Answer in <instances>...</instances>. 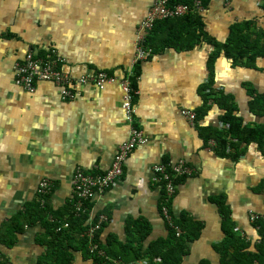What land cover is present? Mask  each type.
Segmentation results:
<instances>
[{
  "label": "crops",
  "instance_id": "crops-1",
  "mask_svg": "<svg viewBox=\"0 0 264 264\" xmlns=\"http://www.w3.org/2000/svg\"><path fill=\"white\" fill-rule=\"evenodd\" d=\"M153 1L0 0V252L9 264L39 263L48 250L39 239L46 221L53 220L51 211L74 203L75 171L108 170L130 132L119 83L103 89L80 86L72 100H63L60 88L51 82H38L34 92L18 86L13 65L29 49L43 56L55 49L64 60L62 68L73 75L137 73L134 117L145 143L132 151L123 176L92 201V214L107 217L98 231L102 244L109 239L121 243L135 239L130 220H146L151 227L145 240L133 241L143 251L152 241L169 236L161 211L164 189L153 181L154 166L180 160L194 172L175 177L171 215L179 218L186 213L203 224L200 236L188 243L190 251L181 264H221L214 246L225 234L213 197H222L229 206L235 231L250 249L259 243L250 214L264 220V153L255 144H242L239 157H221L209 143L213 140L204 143L199 126L225 128L222 111L213 101L197 127L181 113L182 109L197 112L203 106L201 86L210 83L209 56L214 48L203 41L190 49H159L135 65L136 31ZM201 16L207 35L224 43L235 22L248 19L264 28V0H209ZM212 80L215 91L234 95L235 114L247 124L263 120L249 111L245 86L264 94V58L257 59L255 66L233 65L221 54ZM44 179L52 183L45 196L44 206H49L45 218L25 224L8 247L2 235L27 203L39 199L37 188ZM105 261L101 264H122L118 259ZM147 262V258L132 259L128 264ZM71 264L93 261L75 251Z\"/></svg>",
  "mask_w": 264,
  "mask_h": 264
},
{
  "label": "trees",
  "instance_id": "trees-1",
  "mask_svg": "<svg viewBox=\"0 0 264 264\" xmlns=\"http://www.w3.org/2000/svg\"><path fill=\"white\" fill-rule=\"evenodd\" d=\"M209 0H203L206 8ZM178 3L192 4V0H170V4ZM202 13L191 11L189 14L179 18H168L157 21L153 29L146 36V45L152 48L153 54L159 49L175 48L190 49L197 44L206 41L214 50L209 56V68L211 80L209 84L201 86V93L204 103L196 113V127L199 120L209 108V103H215L222 111L221 122L224 129L214 127H198L199 134L204 140L214 141V151L221 157L234 158L243 153L242 144H255L264 153V94L258 92L252 85L246 84L245 88L250 98L248 102L249 111L254 115L263 118L261 122L246 123L238 112L235 97L231 93L215 91L213 88V70L216 59L222 54L229 59L233 65L245 63L247 66H255L257 59L264 58V28L257 26L251 20H241L233 23L229 29V36L224 43L217 42L209 37L204 30ZM46 54L45 56H47ZM39 57H45L37 53ZM244 60V62H242ZM140 62L136 63V67ZM111 74V73H109ZM137 74V73H136ZM136 74L130 76L132 86L136 90ZM136 95L134 96L135 102ZM219 208L223 218V229L225 238L214 246L220 256L221 264H264V220L260 217L255 221L254 226L258 227L260 241L253 250L250 244L235 231V222L231 218V211L222 197L211 199ZM73 203V202H72ZM69 203L57 212L51 211L52 221H46L45 233L39 239L41 243L48 246L47 253L42 256L38 264H71L74 260V252L81 251L85 259H91L93 264H101L109 259H118L123 264L129 261L147 258L146 264H181L183 258L189 253V242L200 236L203 224L193 220L184 213L179 218L171 215V202L168 204L169 213L174 226L181 229L178 235L175 228L168 224L169 236L167 238L152 241L143 251L142 247H135L133 241L137 239L142 242L151 232V227L146 220H130L135 239L126 243L118 242L117 239H109L105 244L100 241L99 232L95 236L99 248L107 255L101 257L98 252L89 251V240L84 235L87 229V214L77 216L73 204ZM92 206V204H89ZM49 206H41L40 199L29 202L25 205L24 211L13 218L9 229L2 235V240L8 247L13 245L15 235L21 231L25 224L32 225L37 220H43L48 212ZM69 223V227L60 231L57 228L63 223ZM131 224H134L132 227ZM10 236H8V234ZM11 238V239H10ZM159 259L160 261H155ZM106 262V261H105ZM104 262V263H105ZM201 264H209L202 262Z\"/></svg>",
  "mask_w": 264,
  "mask_h": 264
},
{
  "label": "built area",
  "instance_id": "built-area-1",
  "mask_svg": "<svg viewBox=\"0 0 264 264\" xmlns=\"http://www.w3.org/2000/svg\"><path fill=\"white\" fill-rule=\"evenodd\" d=\"M203 0H192V4L178 3L170 4V0H154L152 6L144 20L140 23L136 31L135 41V62L147 60L153 55V50L146 45V36L153 29L157 21L168 18H179L189 14L191 11H204ZM64 60L55 49L45 57L37 56L34 49H29L24 59L13 65L15 82L18 86L27 92H34L38 82H51L60 88V94L63 100H72L76 97V90L80 86L95 85L103 89L107 84L119 83L123 90L122 109L126 120L130 124L129 139L121 144L113 159L110 168L104 172H86L78 168L71 180L74 193V211L77 216L87 214V229L84 235L89 240V251L98 252L101 257H105L104 252L99 248L95 236L107 221L104 214H92V201L96 196L104 194L111 188L124 174V167L132 151L139 145L145 143L142 131L135 124L134 96L137 91L133 88L130 74L124 77H118L109 74L106 71H98L83 75H73L62 68ZM182 116L191 125L195 124L196 113L188 109H182ZM214 145V142L210 141ZM194 170L188 166L184 160L176 164H157L154 166L153 181L163 186L161 211L171 226H173L179 235L182 231L178 226H174L172 217L169 213L168 204L176 194L175 177L191 175ZM52 188V183L48 179L40 182L37 188V194L41 206L45 204V196ZM259 216L255 213L250 214V219L255 222ZM69 223L62 224L57 231L66 229ZM0 264H9L0 252ZM254 264H261L254 262Z\"/></svg>",
  "mask_w": 264,
  "mask_h": 264
},
{
  "label": "rangeland",
  "instance_id": "rangeland-1",
  "mask_svg": "<svg viewBox=\"0 0 264 264\" xmlns=\"http://www.w3.org/2000/svg\"><path fill=\"white\" fill-rule=\"evenodd\" d=\"M126 76V75H125Z\"/></svg>",
  "mask_w": 264,
  "mask_h": 264
}]
</instances>
